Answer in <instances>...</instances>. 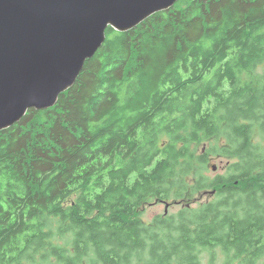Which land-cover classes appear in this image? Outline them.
<instances>
[{"label": "trees", "instance_id": "trees-1", "mask_svg": "<svg viewBox=\"0 0 264 264\" xmlns=\"http://www.w3.org/2000/svg\"><path fill=\"white\" fill-rule=\"evenodd\" d=\"M193 126L264 137V0H178L128 31L109 27L53 107L29 109L1 130L0 264L46 248L55 258L52 244L78 250L89 208L84 195L71 198L74 168L143 154L154 139L163 149ZM242 176L229 184L236 192L211 189L232 210L191 230V242L177 246L179 264H264V161ZM111 219L130 217L118 209Z\"/></svg>", "mask_w": 264, "mask_h": 264}, {"label": "clouds", "instance_id": "clouds-1", "mask_svg": "<svg viewBox=\"0 0 264 264\" xmlns=\"http://www.w3.org/2000/svg\"><path fill=\"white\" fill-rule=\"evenodd\" d=\"M172 136L174 139L163 149L159 147L162 141L154 139L143 154L113 159L107 167L101 163L74 168L66 181L73 190L71 198L84 195L89 208L88 216L76 229L83 231L77 241L78 250L52 244L57 248L55 258L46 248L39 254H25L13 264H21V260L24 264H179L177 246L183 248L185 242H191V230L198 231L201 223L218 211L232 210L231 202L220 209L219 193L217 199L207 201L203 200V194L217 186L225 195L238 191L229 184L242 179L249 167L264 161V137L249 141L230 132H205L202 126L182 129ZM205 146L209 148L207 153L198 151ZM216 157L227 164L228 171L215 174L207 171V158ZM82 174L83 178L78 179ZM161 198L177 201L183 207L178 210L174 207L169 216L156 214L147 220L137 215L145 201ZM198 199L200 203L193 208ZM118 209H127L130 217L127 223H112V213ZM100 211L105 213L104 217L97 215ZM101 219L103 226L96 227L95 221ZM28 255L32 258L28 259Z\"/></svg>", "mask_w": 264, "mask_h": 264}, {"label": "water", "instance_id": "water-1", "mask_svg": "<svg viewBox=\"0 0 264 264\" xmlns=\"http://www.w3.org/2000/svg\"><path fill=\"white\" fill-rule=\"evenodd\" d=\"M177 1L0 0V131L53 107L109 27L128 31Z\"/></svg>", "mask_w": 264, "mask_h": 264}, {"label": "rangeland", "instance_id": "rangeland-1", "mask_svg": "<svg viewBox=\"0 0 264 264\" xmlns=\"http://www.w3.org/2000/svg\"><path fill=\"white\" fill-rule=\"evenodd\" d=\"M257 73H262V69L261 68H257ZM256 74V73H255ZM260 139V137H259ZM209 150V148L207 146L205 147H201L198 149L199 152L201 153H206ZM221 165H224L223 167H221ZM213 166H216V169H214ZM207 171L209 173L215 174L217 172H226L228 171L227 169V164H225V162L223 160H220L219 157L216 158H209V161L207 163ZM217 196V192L215 190H209L206 191L203 194V200L207 201L209 199H215ZM198 203H200V200H196L195 203L192 205L193 208L198 206ZM174 207L178 210L180 207H183L182 204H180L177 201H172V200H157V201H148L147 203H145L144 206L141 207V211H142V217L147 220L150 217H152L153 215H170L173 212ZM216 255H219L218 260L221 261L220 259V251L217 250ZM207 255L204 256L203 258V262L206 263L207 260Z\"/></svg>", "mask_w": 264, "mask_h": 264}]
</instances>
